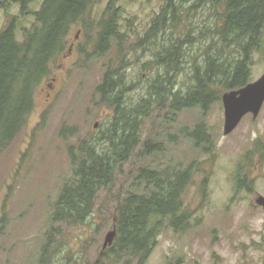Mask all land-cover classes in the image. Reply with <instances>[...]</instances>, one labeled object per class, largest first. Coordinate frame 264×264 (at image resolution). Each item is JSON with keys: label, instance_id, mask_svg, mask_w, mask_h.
<instances>
[{"label": "rangeland", "instance_id": "1", "mask_svg": "<svg viewBox=\"0 0 264 264\" xmlns=\"http://www.w3.org/2000/svg\"><path fill=\"white\" fill-rule=\"evenodd\" d=\"M166 1L117 0L122 42L112 40L103 57L94 49L98 23L109 0H99L88 19L73 26L69 49L34 93L35 105L26 125L0 151V264H38L49 239L53 264H138L126 256H111L114 241L104 248L107 235L116 230V207L134 190L136 169L192 164L201 170L195 171L184 198L189 227L178 231L166 223L145 264H264V207L256 202L264 197V105L257 117L247 114L228 135L222 100L207 116L198 108L176 114L168 106L155 105L141 137L144 142H160L164 152L140 151L126 162L114 184L99 192L93 215L85 224L52 222L59 192L73 177L69 147L98 137L111 121L113 112L100 102L97 92L108 64L117 67L124 59L129 80L136 82L135 99L146 93L156 74L155 47L141 39ZM197 1L183 0L182 31L174 34L185 38L187 33L191 35L188 40L199 41L188 48L182 71L173 73L175 90L192 83L194 67L204 64L213 38L215 14L208 3ZM43 2L28 3L23 15L20 2L0 0V33L15 21L17 37L23 40L35 21L33 12ZM251 72L252 81L264 74V34L262 46L253 53ZM200 122L207 124L215 141L211 155L196 150L182 133V128ZM241 159L249 165L253 184L236 192L233 174Z\"/></svg>", "mask_w": 264, "mask_h": 264}, {"label": "trees", "instance_id": "2", "mask_svg": "<svg viewBox=\"0 0 264 264\" xmlns=\"http://www.w3.org/2000/svg\"><path fill=\"white\" fill-rule=\"evenodd\" d=\"M14 1L20 2L26 15L23 9L36 0ZM98 2L44 0L41 8L33 12L35 21L25 31L23 40L17 37L15 21L0 33V151L26 125L35 105L34 93L69 49L73 26L85 22ZM197 2L208 3L215 14L213 38L205 50L204 64L195 65L193 81L186 89L172 87L173 73L182 71L188 48L199 41L188 40L191 35L187 33L185 38L174 35L182 31L186 13L183 0H167L141 39L145 45H154L153 64L157 67L145 94L136 99L133 96L137 86L129 80L124 59L117 67L108 64L97 92L100 102L113 112L111 121L98 137L82 139L77 146L69 147L73 177L59 192L53 223L85 224L93 215L99 192L114 184L126 162L140 151L148 155L164 152L160 142H144L141 137L145 119L155 105L168 106L176 114L198 108L207 116L225 92L252 81L253 53L262 46L264 34V0ZM119 21L117 0H109L98 23L94 49L98 56L106 55L112 40L122 42ZM41 126L40 123L36 131ZM182 133L196 150L206 155L214 153L216 144L205 122L182 128ZM197 170L201 168L195 164L186 168L138 167L132 179L134 190L116 207V236L110 255L145 264L166 223L178 231L188 228L184 198ZM247 171L249 165L243 159L238 161L233 174L236 192L244 185L251 188L253 183ZM6 217L3 214V222ZM50 247L51 239L43 246L38 264H53Z\"/></svg>", "mask_w": 264, "mask_h": 264}, {"label": "water", "instance_id": "3", "mask_svg": "<svg viewBox=\"0 0 264 264\" xmlns=\"http://www.w3.org/2000/svg\"><path fill=\"white\" fill-rule=\"evenodd\" d=\"M222 101L225 109L224 132L228 135L247 114L252 113L254 117L259 115L264 105V74L240 89L225 92ZM256 202L264 207L263 196L258 197ZM115 236L116 230L107 235L104 248L113 243Z\"/></svg>", "mask_w": 264, "mask_h": 264}]
</instances>
